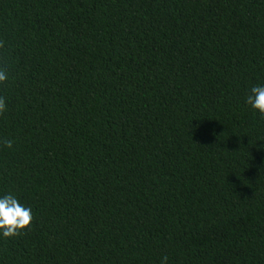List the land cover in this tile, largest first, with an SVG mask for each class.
<instances>
[{"label":"trees","instance_id":"16d2710c","mask_svg":"<svg viewBox=\"0 0 264 264\" xmlns=\"http://www.w3.org/2000/svg\"><path fill=\"white\" fill-rule=\"evenodd\" d=\"M0 264H264V0H0Z\"/></svg>","mask_w":264,"mask_h":264},{"label":"clouds","instance_id":"9594fccd","mask_svg":"<svg viewBox=\"0 0 264 264\" xmlns=\"http://www.w3.org/2000/svg\"><path fill=\"white\" fill-rule=\"evenodd\" d=\"M9 75L4 68H0V85L7 83ZM245 104L254 114L264 116V83H258L250 87ZM7 100L0 96V116L7 113ZM0 145L7 149H13L14 140L0 139ZM34 220L31 206L20 202L19 198L11 191L0 194V239H15L25 231L30 230ZM160 264H168V257L163 256Z\"/></svg>","mask_w":264,"mask_h":264}]
</instances>
